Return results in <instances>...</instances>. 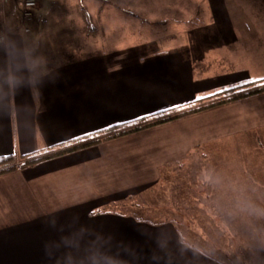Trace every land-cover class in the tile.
Wrapping results in <instances>:
<instances>
[{"label":"crops","instance_id":"obj_1","mask_svg":"<svg viewBox=\"0 0 264 264\" xmlns=\"http://www.w3.org/2000/svg\"><path fill=\"white\" fill-rule=\"evenodd\" d=\"M87 1L91 11L71 20L80 35L67 36L32 12L22 20L19 0H0V264H264V92L116 135L264 79V7L253 34L223 0L204 3L206 19L191 28L173 16L146 25L177 29L140 34L141 17ZM126 17L135 41L109 27ZM26 23L44 32L28 36ZM70 37L85 42L69 51ZM184 169L195 208L209 218L256 213V241H237L235 221L229 246L199 225L186 235L178 221L136 216L137 201Z\"/></svg>","mask_w":264,"mask_h":264},{"label":"rangeland","instance_id":"obj_2","mask_svg":"<svg viewBox=\"0 0 264 264\" xmlns=\"http://www.w3.org/2000/svg\"><path fill=\"white\" fill-rule=\"evenodd\" d=\"M20 1V0H19ZM45 5H41V8L37 11L32 10L34 13L33 16L37 19H48V24L46 25V30L50 34L52 33H63L67 36H76L80 35L82 31L81 28H77L76 25L72 23V17H84L87 11H91L88 8L87 0H42ZM105 1V0H100ZM122 14V17L129 16L127 14H136V17H141L145 21L141 20V22H137L139 33L141 34L143 30L151 31L152 34L158 32V34H162L164 30H173L177 29L180 26H162L160 24H153L152 26H147V22L157 23V21H161L164 19L172 18L173 16H181L185 20L188 21V28H191L195 23V19L203 17L206 19V4L209 0H111ZM225 3H229L228 13L231 16L232 14L237 13L239 15V19L241 22V28L244 33L253 34L256 31V23L258 24V16L256 17L257 4H259L262 8L264 7L259 0H223ZM21 2V1H20ZM203 3V4H202ZM163 6H165L163 8ZM175 6V7H174ZM177 11V14L175 12ZM30 12V14H31ZM45 12V13H43ZM117 12V11H116ZM194 16L193 21L188 18L190 15ZM92 16V15H91ZM117 16V15H116ZM135 16V15H134ZM99 17V15H98ZM148 17V18H146ZM233 17V16H232ZM28 19V17H27ZM27 19L25 21L27 22ZM119 21L120 25H111L110 28H114L115 34H124L127 35L126 42H130L131 40H136L134 38H130L129 34L131 33V29L133 27V34L136 36L137 31H135L136 26L132 23V19L130 17H126ZM146 25V26H145ZM43 24H39L38 29H35L29 24L26 23V27L30 29V34L34 35L36 33H43ZM144 26V27H142ZM259 28V26H258ZM45 30V29H44ZM91 32L89 36H91ZM109 32V30H107ZM103 37V36H102ZM105 38H110V42L114 47H118L120 45L125 44V40L123 37L122 41L116 40L113 35L107 34ZM76 37H70V39L63 45L69 49V51L77 50L81 47V45L85 42H81L80 39H76ZM103 43V42H102ZM108 43V41H106ZM50 48H63L60 47L59 42H50ZM112 46V47H113ZM72 57L70 54L69 58ZM72 59V58H70ZM176 178H172L170 176L167 179H164V183L155 187L150 192L144 196L143 200L137 201L139 206H141V211L137 213V217H140L143 220L150 222H160V221H178L181 224L183 231L189 229L190 226L199 225L202 228V231L210 235L207 239H210L214 243L226 242L229 246L234 244L236 238L232 237V231L230 228V224L233 227V222L235 221L236 227L239 229V232L236 233L237 241H256V225L253 221L256 222V213L252 214L249 211H241L239 214L233 213L230 214L229 218H209L205 217L198 209L195 208L197 202L189 200L190 186H189V170L184 169L181 170V173L175 172ZM194 175V173H193ZM192 175V176H193ZM181 177V178H180ZM194 188V187H191ZM198 191H202V186H198ZM204 207L208 208L210 202L202 201L199 202ZM196 204V205H195ZM256 212V205H255ZM136 214V213H135ZM134 214V215H135ZM199 214H202L201 216ZM211 220V221H210ZM210 221V222H209ZM191 222V223H189ZM210 225H209V223ZM230 222V223H229ZM262 224H264L262 222ZM207 226V227H206ZM209 226V227H208ZM214 227H219L220 230H223V233H219ZM193 230V229H192ZM201 231V230H200ZM197 232L196 239L202 241V234ZM228 231L230 233H228ZM226 238L228 242L224 239ZM264 239V232L261 233V238ZM208 242V241H207ZM200 245V243H198ZM202 245V244H201Z\"/></svg>","mask_w":264,"mask_h":264},{"label":"trees","instance_id":"obj_3","mask_svg":"<svg viewBox=\"0 0 264 264\" xmlns=\"http://www.w3.org/2000/svg\"><path fill=\"white\" fill-rule=\"evenodd\" d=\"M260 1L264 4V0ZM262 92H264V79L256 80L253 82L240 83L236 86L221 90L216 94L203 98L202 100L198 101L199 104L197 106H192L185 111H181L173 115L167 114L163 117L155 118L153 120L140 121L135 126L129 127L126 131L117 133L116 135L120 136L131 132H137L142 129L150 128L159 124L166 123L168 121L175 120L190 113L202 111L204 109L243 99ZM1 171L2 170H0V172Z\"/></svg>","mask_w":264,"mask_h":264},{"label":"built area","instance_id":"obj_4","mask_svg":"<svg viewBox=\"0 0 264 264\" xmlns=\"http://www.w3.org/2000/svg\"><path fill=\"white\" fill-rule=\"evenodd\" d=\"M4 3L8 2L9 0H2ZM21 1V13H22V20L27 19L30 15V12L37 8L38 2L37 0H20ZM7 30L4 23H0V43L6 40Z\"/></svg>","mask_w":264,"mask_h":264},{"label":"snow or ice","instance_id":"obj_5","mask_svg":"<svg viewBox=\"0 0 264 264\" xmlns=\"http://www.w3.org/2000/svg\"><path fill=\"white\" fill-rule=\"evenodd\" d=\"M211 94V93H210ZM195 99L199 100V99H202L201 97L197 96L195 97ZM173 107H176V105H173Z\"/></svg>","mask_w":264,"mask_h":264}]
</instances>
